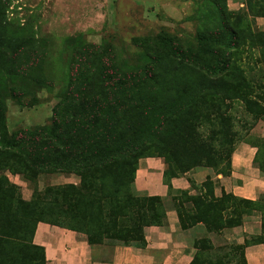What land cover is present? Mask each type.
<instances>
[{
  "label": "rangeland",
  "instance_id": "obj_1",
  "mask_svg": "<svg viewBox=\"0 0 264 264\" xmlns=\"http://www.w3.org/2000/svg\"><path fill=\"white\" fill-rule=\"evenodd\" d=\"M243 1L239 9H232L228 0H0V103L5 108L8 131H28L18 135L22 147L3 141L0 145V157L4 158L2 150L14 152L13 160L17 163L12 166L21 169L13 173L8 167H1L0 160V187L6 189L0 193V204L9 206L6 213L9 212L11 232L26 228L17 217L28 222L32 218L29 212L34 208L18 203L20 198L28 201L35 196L43 201L42 194L49 187L81 184L79 174L53 168L44 154L48 144H52L49 130L53 109L71 75L92 71L99 77L103 66L138 72L152 57L163 52L167 40L189 48L195 57L207 59L209 64L215 54L226 53L230 62L239 58L251 85L261 91L258 86L264 85V66L260 64L259 70L257 65L253 70L248 64L262 58L264 50L249 46L248 39L259 38L264 42V33L259 32L252 16L264 10V0ZM244 39L246 44L239 49L233 46L225 50L226 43L237 46V41ZM176 55L171 58H178ZM17 71L28 74H12ZM181 86L178 81H170L135 92L143 115L135 112L131 116L127 127L129 139L113 145L101 141L95 144L92 140L80 142V151L97 153L99 163L113 158L110 163L115 171L121 172L117 180L115 175L98 180L99 188L123 192L138 161L136 155L141 152L140 159L158 156L165 163L168 157L172 166H179L203 155L206 152L203 141L218 132L216 137L224 136L225 141L212 142L220 150L243 141L261 140L264 120L252 108L245 107L240 100L222 101L219 111L205 117L206 110L199 115L194 101L175 95ZM95 87L92 82L90 88ZM171 111H177L179 116L166 119ZM196 136L199 140L193 139ZM42 146L43 152L39 151ZM197 167L211 166L193 165L189 171ZM212 168L227 171L229 167L224 160ZM5 178L13 186L8 187ZM51 198L50 194L46 196L53 203ZM165 202L172 204L169 199ZM42 205L41 216L52 217L51 205L44 201ZM204 236L214 241L215 246L205 252L213 260L208 264H240L239 253L233 249L235 239L228 228ZM105 241L108 248L118 242L109 238Z\"/></svg>",
  "mask_w": 264,
  "mask_h": 264
},
{
  "label": "trees",
  "instance_id": "obj_2",
  "mask_svg": "<svg viewBox=\"0 0 264 264\" xmlns=\"http://www.w3.org/2000/svg\"><path fill=\"white\" fill-rule=\"evenodd\" d=\"M257 7L260 8L261 5ZM252 16L254 18L264 16V10L260 13L256 11ZM259 32L264 33V30L259 29ZM258 39L249 38L248 41L251 42L249 46L264 50V42ZM246 41V39L237 41V46L232 42L226 43L225 50L233 46L239 49L241 45L246 44ZM163 45V52L152 57L138 72L115 71L112 67L103 66L99 77L92 71H82L79 75L69 77L67 86L62 90L60 100L53 109L52 127L49 130L52 144H48V150L44 151L42 146L39 151H44V154L48 156L45 160L53 168L79 174L81 184L56 185L44 190L42 199L53 209L51 211L53 216L50 218L42 217L39 213V209L43 208V201L39 198L34 196L28 201L20 198L18 203L34 208L32 213L29 212L32 217L29 222L24 217H17L21 226H26L20 232H11L10 222L7 221L9 212L6 213L9 206L0 204V264H47L45 247L33 242L39 221L82 232L87 236L91 245L105 243L106 238H109L125 245L140 247L146 246L147 243L144 232L146 226H162L167 223L168 209L165 197L137 195L134 191L133 183L140 159L139 154L142 152L136 155L138 161L133 166V175L126 183L127 186H124L123 192L117 190L108 192L99 188L97 181H103L108 175H115V179H118L121 172L114 170L110 163L113 158L107 162L105 161L107 157L99 163L96 158L97 153L82 152L78 146L81 145L82 140H92L91 142L95 144L101 141L113 145L129 139L127 127L131 123V116L135 112H141L143 115L141 104L138 102L140 100H136V91L146 86L178 81L182 86L176 90L175 95L190 100L192 103L194 101V104L198 105L199 115L206 110L203 116L211 117L213 111H219L222 101L229 103L240 100L245 107L252 108L254 114L260 115L264 120V104L261 102L264 101V85L258 86L261 91H257V87L251 85L250 79L245 75V68L238 62L239 58L230 62L226 53L221 56L215 54L209 64L207 59L195 57L189 48H183L167 40ZM170 53L177 54L178 58H171L173 56ZM15 55H18L17 50H15ZM262 60L264 62V53L262 58L260 56L252 60L248 67L254 70L259 65V70H261V65L264 66ZM173 62H175L174 66H172ZM16 73L28 74L25 71L12 72V74ZM34 79L37 80V77ZM92 82L97 87L90 88ZM217 115L223 116L218 112ZM178 116L177 111H171L166 119ZM0 126V145L3 141L6 145L17 144L19 146L20 137L18 135L28 133L25 129H18L12 133L8 131L5 108L1 103ZM216 135L203 141L206 152L196 160H192L193 162L190 160L189 164L172 166L171 159L167 157L163 182L168 187V196L178 212L182 228L202 222L208 232L217 231L219 234L225 228L241 225L245 214L254 210L261 211V234L246 238L243 244L235 243L233 246V249L239 253L240 264H247L244 253L245 245L254 242L264 244V194L258 200L238 197L224 190L220 196H216L213 189L214 182L210 177L202 183L207 188L203 195H193L188 190L173 193L172 178L185 174L193 165L212 167L226 160L228 170L218 171L223 174L229 173L231 155L235 147L224 150L214 148L213 140L225 141L224 136L216 137ZM196 138L197 136L193 137L194 140ZM260 139L258 142H252L258 146L254 162L264 170V137ZM13 154L14 152L2 150L1 155L5 160L2 157L0 160L2 161L1 167H8L15 173L21 169L18 171L12 166L13 163H17L13 160ZM122 169L126 170L124 167ZM5 181L10 183L8 178H5ZM11 186L13 185H8V187ZM4 189L5 187H0V193H5ZM48 194L52 195L53 203L46 199ZM230 199H235L236 203L228 202ZM194 246L196 252L189 264H202L203 262L208 264L213 261L210 256L208 259L209 253L205 252L214 249V241L202 236L195 240Z\"/></svg>",
  "mask_w": 264,
  "mask_h": 264
},
{
  "label": "crops",
  "instance_id": "obj_3",
  "mask_svg": "<svg viewBox=\"0 0 264 264\" xmlns=\"http://www.w3.org/2000/svg\"><path fill=\"white\" fill-rule=\"evenodd\" d=\"M230 8L239 9L243 0H228ZM256 25L264 30V16H256ZM264 137V132L261 133ZM258 146L251 141H243L235 146L231 155V167L223 174L212 167H197L181 176L172 178L173 193L188 190L193 195H203L207 188L203 181L210 177L214 182V194L220 196L222 190L251 200H258L264 194V170L254 162ZM165 163L161 157L141 158L133 183L137 195H161L167 199L168 187L163 182ZM167 223L148 225L144 228L146 246L125 245L117 242L89 244L87 236L69 228L39 221L33 242L45 247L47 264H189L196 247V239L208 233L204 223L197 222L182 228L173 203L167 205ZM262 213L254 210L243 217L241 225L229 228L235 243L243 244L246 238L261 234ZM247 264H264V244L254 242L245 245Z\"/></svg>",
  "mask_w": 264,
  "mask_h": 264
}]
</instances>
